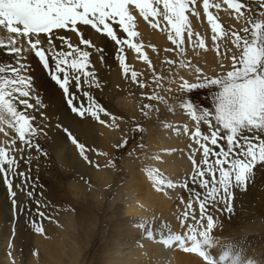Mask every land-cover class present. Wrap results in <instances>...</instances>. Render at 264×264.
Returning <instances> with one entry per match:
<instances>
[{"label": "snow or ice", "instance_id": "6c2138e0", "mask_svg": "<svg viewBox=\"0 0 264 264\" xmlns=\"http://www.w3.org/2000/svg\"><path fill=\"white\" fill-rule=\"evenodd\" d=\"M223 3L232 10L236 20L244 24L242 29H225L219 17L210 11L221 8L219 0L212 3L202 0L203 12L211 26V42L217 53L220 54V42L225 37L235 46L236 52L230 57V70L209 76L197 66L193 70L195 82H192L176 68L192 70L193 54L205 47V38L193 32L189 21V13L200 15L197 0H0V47L14 58V62L0 65V132L7 136L5 126L14 129L12 138L0 143V174L7 186L13 215L25 212L26 205L34 202L37 215L41 219L45 216L40 211V207H46L48 203L43 185L32 178L30 171L26 173L18 169L21 162L38 165L41 158L50 157L49 149L44 145L50 142V146L56 147L61 141L49 137V132L63 133L80 157L91 163L88 155L91 149L81 142L74 129L87 123L89 118L105 124L101 113L111 117L110 126L118 127L115 123L117 117L94 96L103 81L90 57L95 53L101 62L104 60V48L95 42V33L103 34L113 42L115 58L126 80L130 79L141 89L153 83L160 88L161 82L167 81L169 87L166 91L175 94L173 102L179 101V106L196 122L195 131L191 132L196 147L189 145L190 173L174 180L162 176L158 169H148L147 176L153 187L159 192L177 186L187 191L182 222L189 215L196 219L194 204L199 205L201 222L207 219L214 224L213 213L218 205L229 214L234 211V189L246 191L249 179L254 175V166L258 162L264 166V11L259 13L260 18H252L250 5L242 0H223ZM260 7L264 9V0H261ZM136 13L153 28L167 31V39L175 46L166 49L174 51L178 58L165 59L169 66L168 76L157 71L144 51L143 42L138 40L140 32L137 31ZM68 32L73 33L78 41ZM186 44L191 46L190 51H186ZM126 46L134 50L137 58L151 70L150 80L142 78L144 74L126 61ZM31 53L38 58L51 81L58 85L64 107H53L54 102H46L33 86V75L29 74L32 65L28 63ZM173 83L175 89L171 87ZM212 86L218 90L212 92L210 98L205 97L209 106L201 107L185 99L194 89ZM151 98L167 103L159 92L154 91ZM152 107L144 105L141 109L146 119H151ZM53 112L59 115L53 117ZM201 121L208 126L206 133L201 132ZM136 128L143 131L139 124ZM173 130L180 131L179 128ZM184 131H189L187 125ZM127 142L125 137L116 147ZM138 147L144 148L145 145ZM27 150L31 151L25 158L22 154ZM197 152L201 153L198 160ZM39 170L37 167V172ZM14 177L20 178L21 182L14 184ZM32 224L37 233L44 232L39 222L33 220ZM175 241L185 250L200 247L196 229L191 226L184 234H176Z\"/></svg>", "mask_w": 264, "mask_h": 264}, {"label": "rangeland", "instance_id": "374dc122", "mask_svg": "<svg viewBox=\"0 0 264 264\" xmlns=\"http://www.w3.org/2000/svg\"><path fill=\"white\" fill-rule=\"evenodd\" d=\"M201 1L197 0V10L199 13H200V9L202 11V15L199 16L202 18V20H204L205 23L201 30L196 28L192 23V18L198 16L193 15L191 13H189L188 15L193 32H197L205 38V47L198 49V51H196L193 54L194 58H192V70L185 71L179 69L178 67L176 68V71H181L182 74L185 75V78L191 79L192 82H195V73L193 70L197 66L203 68L204 74L209 76L219 75L222 72H226L227 70H230V66H231L230 57L233 53L236 52L235 46L231 45L230 40L227 37H225L220 42L221 44L219 49L220 54L217 53V49L213 46V43L211 42V26L207 22V18L203 12V6ZM212 2H216V0H210V3ZM219 2L221 3L220 0ZM242 2L250 5V13L252 18H260L259 13L261 11H264V9L260 7L261 0H242ZM210 11H213L214 14L219 17V20L225 29H233V28L242 29L244 27V24L241 21L236 20V17L233 14L232 10L228 9L227 5H225L224 3H221V8L219 10L210 9ZM138 18L139 15H137V19ZM141 19H143V17H141ZM137 31L140 32L138 28ZM92 32L94 33L95 30H92ZM71 34L72 33L70 32L68 35ZM95 34L99 36L100 39L103 40V46H105V48L108 49L109 52L111 51V53H114L115 55V48L113 46V42H111L103 34L100 33H95ZM162 37H165V39L161 42L160 41H157L156 43L152 41L147 42L148 40L145 37H143L140 32V36L138 37V40L143 42L144 51L149 54V58L152 60L153 65L155 66L157 71L161 75L168 76L169 66L165 63V59L166 58L178 59V58L175 56L174 51L172 52L166 51V49H174L175 46L172 44V41L168 40L167 36L164 34L162 35ZM73 39L78 41V38L74 36ZM148 44L153 47H149ZM227 49H231V51H228ZM190 50H191V46L186 44V51H190ZM211 50H214V54L218 56V61L216 66L217 69L215 71H205L204 66L206 64H209L210 62L207 60V57L209 56V52ZM130 53H131L130 49H128L126 46L124 53L126 56V61L130 63V65L135 70L144 74L142 78L146 80H150L152 73L151 70L148 69L146 63L137 58V54L135 53V51H134L135 54H133V56ZM105 55L107 56L108 54H104V56ZM91 57L90 59L94 61L93 55ZM116 62L118 61L115 60L114 62L115 68L119 67L118 64H115ZM37 64H39L38 58H37ZM93 64L96 69L95 62H93ZM221 65H223V67H221ZM41 67L42 66L39 64L38 70H36L37 74L35 77L36 82H38V87L40 88L38 89L39 95L40 96L45 95L46 97H48V101L54 100L56 103L64 107L65 105L62 103L63 98H62L61 90L59 89L58 85L56 84L54 85L53 81H49L51 80L50 77H48L46 71H44L43 68ZM114 67L113 69H115ZM96 72L97 75L101 78V80L103 79L102 80L103 84L101 89H97L94 91V96L102 104V106L107 109L109 113L117 117L115 123L118 125V127L110 126L111 117L105 116L103 113H101V118L104 119L106 123L99 125L103 126L104 130L101 131V129L97 127L98 131L94 132L93 130L92 139H94L95 134L97 132L99 133L101 132L102 134L103 131L107 132L108 129L107 127H112V129H114L116 133L119 132V134L117 133V136H115L112 140H110V142L106 141L107 143H109L110 147L106 148L105 147L106 145L103 144V142H105V140H103V137L106 135L104 134V132H103L104 136L103 134L102 136H100V134L97 133L95 137L96 140L95 139L92 140V139H85V137L81 135V133L77 132L74 129L81 142L85 143L86 147L91 149L88 152L91 163L83 160V158L80 159V161L84 162V164L86 163L85 165L82 164L84 167H82L81 164L79 166L77 165L79 162L77 159L76 160L78 162H76V164H75V160L72 161L73 163L71 162L61 163V161L57 160L58 159L57 156L54 155L56 154L55 147L50 146V142L44 145V147L49 149L50 152L49 158H41L39 160L38 165L35 162L32 163L31 165L24 164L23 162H21L18 171H24L26 173L30 171L32 178L38 180L39 184L43 185L45 199L48 202L46 207L44 206L40 207V211H43L45 213L43 219H41V217L36 215L37 205L34 202H29L26 205L25 212L17 213L16 215H13L11 211V200L9 199L7 186L3 182L0 184V193L5 194L4 199L5 201H7L6 205H8V207H5V209L3 210L4 211L3 215L6 214L5 215L6 217L3 216L2 218L4 219L3 228H5L2 231L3 233L1 232V240L4 246L2 251L9 252V254L14 253L15 257L21 263L26 264L29 253L26 248L28 247L31 248L33 246L32 251L36 250V252H33L32 254L37 258L38 256L40 257V255L42 254L41 250L39 251L40 248L38 245H36L34 242L33 245H31L27 243V241H25L26 239L25 237H21L20 235H18L17 233L18 227L22 223L31 224L33 220H36L42 226L44 225L43 226L44 228L43 235L45 234L44 236L42 235V233H37V232L34 233L41 234L45 239H47L50 238L51 233L48 232L46 226L50 225L51 227H54L55 230L58 231L65 228L68 229L69 224L66 218L69 217L70 219L72 216L73 222H75V218H77L78 220L79 218L83 219V222L97 221V225L95 226L93 233L91 232L92 234L91 233L89 234L91 235L89 236L91 242H89L88 238L86 239L82 236L80 238L79 236H76V238H78L77 240L83 243L84 242L86 243V241L88 240L87 243L85 244L86 245L85 249H88V251L83 250L85 252H82V256H81L82 258L80 260L81 263L103 264L101 258V249L105 245L106 241L109 239L110 233L114 228V223L117 219V214H115L117 208L115 207L117 203H119V201L114 200V198L118 195V190L120 192L122 191L120 190L121 189L120 187H122L129 178L128 170H127L128 166L130 165H134L137 167L140 166L142 167L145 165L147 166L148 164L145 162V156L147 155V153L150 152L152 154H156L158 150L149 142L148 140L149 136L148 133L146 132L147 131L146 128L152 127L154 129V133H156V129H158V127L167 130H173L175 128H179L180 129L179 133H177L174 130L173 131L177 134H182V133H184L185 135L189 134V137L191 139V145H193L194 148L196 147L191 137V132L195 131L196 122L188 114L187 110L179 106V101H176L175 103L173 102L175 99V94L174 91L173 92L166 91V89L169 87L167 81H162L160 88H157L154 83L151 86H146L143 89H141L138 85L133 84L134 88L132 89V94H133L132 96H135L134 101H136L137 104L133 109L134 111L132 110L133 111L132 112L130 109H128L125 102L122 103L123 100L121 95H123L122 91L124 90V87L122 88V83L120 82L121 85L120 83H118L119 85L111 84V81H109L111 73L109 74V77H107L108 74L104 75L103 70L99 71L97 68ZM40 82L42 83V86ZM43 85L46 88L43 87ZM171 87L175 89L176 84L173 83ZM53 90L54 92H52ZM217 90L218 89L216 88V86H212L211 88H204V89H194L187 94L185 99H190L192 102L199 104L201 107H206L209 106V101L205 100V97L210 98L212 92ZM154 91L159 92L161 96H164L167 103H165L164 101L152 99L151 96ZM56 92L57 95L59 94L60 95L56 96ZM53 94L56 96V98L57 97L59 98V99L57 98L58 101L55 100L56 98ZM50 96L54 98H51ZM144 105L153 106L150 112L151 119H146L143 116L141 109L144 107ZM157 109H159V112H157ZM36 116H37V120H39L38 113L36 114ZM176 116H178L179 118ZM97 122L98 121H96V123ZM137 124L141 126L143 131H140L136 128ZM165 125H171V127H165ZM185 125H187L189 129L188 132L184 131ZM200 128L202 133H206L208 131V126L203 121L200 122ZM11 131L14 134V129L11 128ZM58 134L61 135L60 143L64 146V150L66 151L70 150L68 152H70L69 154H71V150L74 145L72 146L69 143L70 141L66 139L63 133H58ZM244 134L251 135L250 133H244ZM48 135L49 137L57 138L56 137L57 133L49 132ZM125 137L127 138L128 142L126 144H123L122 147H116V145L120 144L125 139ZM99 139H101L100 141L102 143L99 142ZM17 143H19V141H17ZM140 144L145 145V147L144 148L138 147V145ZM30 151L31 150H27L22 155L26 158L28 156V152ZM130 152L132 153L131 155H129ZM104 153H107V155H105ZM34 154L35 153H33V155ZM200 155H201L200 152L196 153L197 160L200 158ZM152 165L153 164H150L151 169L157 168ZM37 167H39L40 169L39 172H37ZM101 167L102 169L112 167V172H113L111 180L105 182L104 184L95 177V173H94L96 169H99ZM159 171L162 174V176L168 177V175L164 172L163 169H160ZM253 174L254 175L249 179L247 190L246 191L242 190L241 194L234 197L232 201L234 211L231 213L234 215L235 213H238L239 214L238 216H242L245 219L248 218V220H244L242 223H240L241 225L240 231L244 230L243 228L244 226L245 227L248 226L247 228H249V230H247L246 232H238V233L237 232L236 233L226 232L227 234L222 233L223 229L226 228L224 227L225 226L224 216L227 214L228 215L231 214L227 213L223 209L222 205H218L217 209L213 213V216L215 218V223L213 224L212 221H209L207 219H204L201 222L199 205L194 204L193 210L195 211L196 219H192L191 215H189L188 220L185 221H187L188 223L190 221L189 226L196 229L197 232L196 235L198 234L197 235L198 237L201 232V225L203 222H205L207 229L204 237H208L209 243L205 244L204 246L205 248L199 247L198 249H192L189 254L191 257L192 256L199 257L200 255H202V253H206L207 255H209V260L212 262V264H225V263L226 264H264V166L259 167L255 165L253 168ZM20 182H21L20 178L17 177L13 178L14 184ZM78 187L80 189L81 187H84L83 188L84 193ZM93 189L94 190L99 189L104 193L103 203L101 204L100 208L98 207L94 208L93 205L89 206V204H87V207L82 205L81 197L84 196L90 197L94 191ZM124 193L125 192H121V195ZM39 195L40 193L39 191H37V196ZM181 197L183 198V200H181ZM177 198H178L177 201H180L181 204H183V210H182V214H183L185 210V203L188 199L187 191L183 188H180L174 199ZM19 203L20 201H18V204ZM127 218L129 219V221L130 220L134 221V223L143 226L145 231L146 229L149 228L150 225H152V223L156 221L152 215L149 216V214L146 213H144V215L143 214L140 216L136 215ZM197 225H199V227H197ZM31 226L33 227V224H31ZM189 226H184V228ZM178 234L180 233L178 232ZM175 236L176 233L172 236V243L174 244L179 243L178 241H175ZM200 241L201 238L199 239V242ZM10 244H11V248L9 247ZM178 246L180 245L177 244V247Z\"/></svg>", "mask_w": 264, "mask_h": 264}, {"label": "bare ground", "instance_id": "6f19581e", "mask_svg": "<svg viewBox=\"0 0 264 264\" xmlns=\"http://www.w3.org/2000/svg\"><path fill=\"white\" fill-rule=\"evenodd\" d=\"M220 1L221 3H223V0ZM136 15H138V13H136ZM200 15H202L201 9H200ZM143 21L144 20L141 19V16H139V18L137 19V28L140 30L141 35L148 40L147 42H151V41L155 43L157 41L161 42L165 39V37H162L163 34L168 36L167 31H161L160 29L153 28L151 25L148 24L147 21L144 22ZM192 23L199 30H201L205 24L204 20H202L200 16L193 17ZM69 33L70 32H68V34ZM71 35L76 37L73 33ZM93 38L98 46L104 48L103 54H108L107 56L106 55L104 56V60L103 62H101L99 60L98 55L93 53V60H94L93 62H95L96 69L98 68L99 71L103 70L104 75L108 74L107 77H109V74L111 73L109 78L111 84L117 85L120 82L122 83V88L124 87V90L122 89L123 95H121L123 100L122 103L125 102L128 109L132 111L137 104V102L134 101L135 96H132L133 95L132 89L134 88L133 87L134 83H132L130 79L126 80L124 78L118 62H116L115 64H118L119 67L117 68L114 67V62L116 60L115 55L114 53H111V51L109 52V50L106 49L105 46H103V40L100 39L99 36H97L96 34L94 35ZM130 52L132 56L133 54H135L132 49H130ZM6 54L7 53L5 52V50L2 47H0V65L14 62V58L11 55L9 54L6 55ZM33 54L34 53H31L28 56V63L32 65V72L29 74L33 75V86L38 91V89L40 88L38 87V82H36L35 77L37 74L36 70H38L39 64H37V58ZM207 60L210 62L209 64H206L204 66L205 71H215L217 69L216 66H217L218 56L214 54V50H211L209 52V56L207 57ZM113 67L115 69H113ZM43 87L45 86L43 85ZM52 92H54V90ZM57 92H56V96H59L60 94L57 95ZM41 98H45L46 102H48V97H46L45 95L42 96ZM57 98L55 100H57ZM52 102H54L53 107L59 105L54 100H52ZM57 115H59V113L57 112L52 113L53 117ZM53 122L55 123L54 119ZM97 123L95 120L89 118L87 123L83 124L81 127L75 130L81 133V135H83L85 139H92L93 130L94 132L98 131L97 127L100 128L101 131L104 130V127L101 126L102 124L99 125L100 123H98L97 125ZM107 128H108L107 132L103 131L104 134L106 135L104 136L103 132L102 134L104 136L103 140H105L103 144L106 145L105 146L106 148H109L110 145L107 142H110V140H112L115 136H117V133L119 134V132L116 133L114 129H112V127H107ZM146 129H147L146 132L148 133L149 136L148 139L149 142L158 150L156 154H152L150 152L147 153V155L145 156V162L148 164L147 166L146 165L142 167L141 166L137 167L134 165L128 166L127 170H128L129 178L127 179L126 183L122 187H120L121 188L120 190H122L121 192H125V193L121 195V192L118 190V195L114 198V200L119 201V203H117L115 207L117 208V211L115 212V214H117V219L114 223V228L110 233L109 239L106 241L105 245L101 249L102 262L103 264H212V262L209 260V255H207L206 253H202V255H200L199 257H197L196 255H195L196 257L193 256L191 257L189 255L191 250L188 251L185 250V247L182 246L180 243H176V244L172 243V236L175 233L178 234V232L180 234H184L188 228V227L184 228V226H189L190 223V221L188 223L185 220L182 222L181 214L183 210V204H181L180 201H177L178 198L174 199L180 187L177 186L174 189L165 188L164 192H159L153 187V182L147 176L148 169H151L150 164H153L152 166L157 167L159 170L163 169L164 172L168 175L167 178H172L174 180L176 178L183 177L185 174L190 172L191 161L189 160V145L191 144V139L189 137V134L188 135H185L184 133L177 134L173 130H167L164 128L161 129L160 127L156 129V133H154V129L152 127H147ZM5 130L8 133V135L5 136L4 132H0V143L5 142L7 139L12 138V136L14 135L10 127L5 126ZM99 134L100 136H102L101 132ZM56 137H57L56 139H59L61 141L60 134H58ZM100 140L101 139H99V142H101ZM167 149H175V151H167ZM68 151L64 150V146L60 143L58 146L55 147L56 154L54 155L57 156L58 158L57 160L61 161V163L62 162L73 163L72 161L75 160V164L76 162L79 161L77 165L79 166L81 164V166L84 167L82 165L84 164V162L80 161L82 157H80L76 147L75 146L72 147L71 154H69L70 152ZM157 156H159L160 159L157 160L156 159ZM256 166L259 167L262 166V162H258ZM94 173H95V177L104 184L105 182L111 180L113 172H112V167L104 168V169H102L101 167L99 169H96ZM2 182H3V176L0 174V184ZM83 188L84 187H81V189L80 188L79 189L84 193ZM241 191L242 190L240 189H234V197L241 194ZM4 195H5L4 193H0V264H13V262L14 264H24L19 262V260L15 257L14 253L9 254V252L2 251L4 246L1 240V232L3 231V229H5L3 228L4 219L2 218L3 216L6 215V214L3 215L4 213L3 210L5 209V207H8V205H6L7 201H5ZM103 197H104V193L101 190L96 189L93 191L90 197L87 196L81 197L82 205L87 207V204H89V206L93 205L94 208L95 207L100 208L101 204L103 203ZM144 213L149 214V216L152 215L156 220L154 223H152V225L149 226L148 229H146V231L144 230L143 226L134 223V221L131 220L129 221V219L127 218L136 215L139 216L142 214L144 215ZM238 215H239L238 213H235V215L227 214L224 216V222H225L224 227L226 228L223 229L222 233H226V232L238 233V232H246L247 230H249V228H247L248 226L247 227L244 226L243 227L244 230L240 231L241 230L240 223H242L244 220H248V218L245 219L242 216H238ZM66 220H68L67 222L69 224V228L68 229L65 228L59 231L55 230V228L51 227L49 224H48L49 226H46L47 224L46 223L45 226L47 227L48 232L51 233L50 238L47 239L43 237L45 235V234L43 235V233H42L43 236L41 234L34 233L36 231L31 226L32 222L31 224L22 223L18 227V232H17L18 235H20L21 237H25L26 238L25 241H27V243L31 245H33L34 242L36 245L39 246L40 248L39 251L41 250L42 252L40 257L38 256L37 258L32 254L33 252H36V250L32 251L33 246L31 248L30 247L26 248L27 251L29 252L26 264H83L81 263L80 260L82 258L81 257L82 252H85L83 250L88 251V249H85L86 246L85 244L87 243L88 240L87 241L85 240L86 243L85 242L83 243L77 240L78 238H76V236H79V238L81 236L86 239L88 238L89 242H91L89 237L91 235L89 234L91 232L93 233V230L97 225V221L83 222V219L79 218L78 220L77 218H75V222H73L72 216L70 219L69 217L66 218ZM206 229H207L206 223L203 222L201 225V232L198 237L199 239L201 238V241L199 242L200 248H205L204 247L205 244L209 243L208 237H204L206 234L205 233ZM177 244H179L180 246L177 247Z\"/></svg>", "mask_w": 264, "mask_h": 264}]
</instances>
